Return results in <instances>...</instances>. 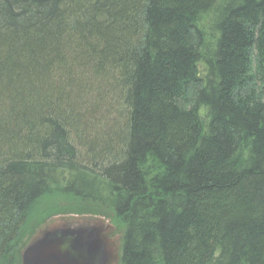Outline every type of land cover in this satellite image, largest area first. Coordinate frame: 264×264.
<instances>
[{
  "label": "trees",
  "instance_id": "16d2710c",
  "mask_svg": "<svg viewBox=\"0 0 264 264\" xmlns=\"http://www.w3.org/2000/svg\"><path fill=\"white\" fill-rule=\"evenodd\" d=\"M64 214L120 264H264V0H0V264Z\"/></svg>",
  "mask_w": 264,
  "mask_h": 264
},
{
  "label": "water",
  "instance_id": "95a60500",
  "mask_svg": "<svg viewBox=\"0 0 264 264\" xmlns=\"http://www.w3.org/2000/svg\"><path fill=\"white\" fill-rule=\"evenodd\" d=\"M47 221L37 228L30 241L22 248L23 264H104L102 250L94 246L99 234L103 237L104 234L109 236V233L101 232L102 228L99 227L85 229L65 224L63 228L44 231L43 235L37 238ZM110 229L114 232L116 227L111 226L108 230ZM121 248L120 246L118 258Z\"/></svg>",
  "mask_w": 264,
  "mask_h": 264
},
{
  "label": "rangeland",
  "instance_id": "374dc122",
  "mask_svg": "<svg viewBox=\"0 0 264 264\" xmlns=\"http://www.w3.org/2000/svg\"><path fill=\"white\" fill-rule=\"evenodd\" d=\"M56 202V197L45 199L42 202V205L52 209L53 205ZM66 201L57 203V206H64ZM96 216V217H95ZM65 224L71 225L72 227H82V228H102L101 232L109 233V236L99 234L98 240L95 243V248H100L103 252L104 264H119V259L117 256L120 249V240L122 241L121 233L116 229L114 232L113 229H109L111 226H115L111 219L103 215L97 214L94 216L91 215H78V214H64L63 216H55L49 219L43 226V230L40 235L41 237L46 230H54L56 228L65 226ZM116 227V226H115ZM46 234V233H45ZM46 236V235H45ZM121 237V238H120Z\"/></svg>",
  "mask_w": 264,
  "mask_h": 264
}]
</instances>
